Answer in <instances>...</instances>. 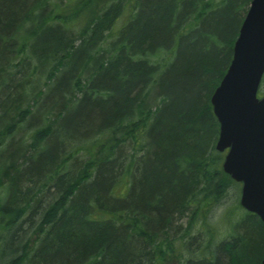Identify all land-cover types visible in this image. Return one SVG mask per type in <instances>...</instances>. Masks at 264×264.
Returning a JSON list of instances; mask_svg holds the SVG:
<instances>
[{
    "label": "trees",
    "instance_id": "16d2710c",
    "mask_svg": "<svg viewBox=\"0 0 264 264\" xmlns=\"http://www.w3.org/2000/svg\"><path fill=\"white\" fill-rule=\"evenodd\" d=\"M249 3L0 0V264H260L210 102Z\"/></svg>",
    "mask_w": 264,
    "mask_h": 264
},
{
    "label": "water",
    "instance_id": "95a60500",
    "mask_svg": "<svg viewBox=\"0 0 264 264\" xmlns=\"http://www.w3.org/2000/svg\"><path fill=\"white\" fill-rule=\"evenodd\" d=\"M263 72L264 0H251L210 102L219 122L215 148L225 151L222 168L241 182L240 205L264 223V94H257Z\"/></svg>",
    "mask_w": 264,
    "mask_h": 264
},
{
    "label": "rangeland",
    "instance_id": "374dc122",
    "mask_svg": "<svg viewBox=\"0 0 264 264\" xmlns=\"http://www.w3.org/2000/svg\"><path fill=\"white\" fill-rule=\"evenodd\" d=\"M263 87H264V84L262 85L261 90H262ZM261 94L262 93L260 92V95ZM21 137L22 138L24 137L23 136V132L19 131L17 134H15V137L13 138V140H19ZM2 181H3V185L0 188V199L2 197L6 198V196H7V190L5 189V186H4L5 185V183H4L5 180H2ZM237 190H238V185H236V186L233 185V187L229 190L228 195L222 200V202L218 205V207H216L215 212L217 214L226 213L227 211H229L231 209H234V210H231V212H232V214L235 217H238L239 213L244 214V210L241 211L238 208H236V206L234 205V202H233L235 200ZM239 195H240V185H239L238 199H239ZM3 202H4V200H2V203Z\"/></svg>",
    "mask_w": 264,
    "mask_h": 264
},
{
    "label": "bare ground",
    "instance_id": "6f19581e",
    "mask_svg": "<svg viewBox=\"0 0 264 264\" xmlns=\"http://www.w3.org/2000/svg\"><path fill=\"white\" fill-rule=\"evenodd\" d=\"M227 68H228V67H227ZM226 70H227V69H226ZM135 106H136V105H135ZM141 120H142L144 126H147L148 123H149V121H150V119H147V118H142ZM136 125L141 126V125H139L138 123H136ZM102 127H103V126H102ZM100 128H101V127H99V128L96 127V128H94V129H92L90 132H95V131H97V130L100 129ZM14 147H15L14 145L10 144L9 147L6 148V150H5V154H8V153H9Z\"/></svg>",
    "mask_w": 264,
    "mask_h": 264
}]
</instances>
